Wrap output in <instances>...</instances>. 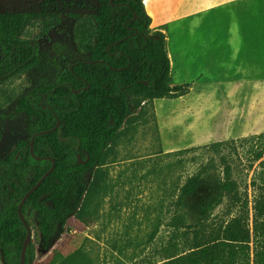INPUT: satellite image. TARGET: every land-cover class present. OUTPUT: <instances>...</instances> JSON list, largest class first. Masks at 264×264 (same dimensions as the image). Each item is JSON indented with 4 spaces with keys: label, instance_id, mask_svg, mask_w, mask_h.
Returning a JSON list of instances; mask_svg holds the SVG:
<instances>
[{
    "label": "trees",
    "instance_id": "1",
    "mask_svg": "<svg viewBox=\"0 0 264 264\" xmlns=\"http://www.w3.org/2000/svg\"><path fill=\"white\" fill-rule=\"evenodd\" d=\"M94 1L86 8L42 0L28 9H0V84L38 64V40L24 37L22 32L49 12L56 15L60 9H72L74 47L85 55L62 70L55 83L33 88L16 103L15 111L28 118L30 138L38 131L52 130L35 135L33 154L29 138L19 141L15 152L0 160L3 264H20L26 228L17 205L49 169L51 158L52 171L22 205L29 225V217L34 215L36 235L44 250L52 246L70 215L81 217L87 200L106 176L102 166L129 121L130 105L140 110L145 102L177 98L190 90L192 82L173 81L167 34L162 27L150 26L151 16L143 0ZM84 10L88 12L83 14ZM48 27L43 29L47 31ZM247 139L260 146L252 154L254 160L261 159L264 132L243 141ZM223 144L219 141L211 147L217 150ZM34 155L46 157L36 159ZM87 155L88 161L81 163L79 160ZM220 159L224 167L219 173L210 162L180 186L174 205L186 208L181 216L186 215L188 221L174 225L166 242L155 248L160 259L143 264H264V158L259 161L261 170L252 179L255 189L251 207L247 194L240 197L225 155ZM224 199L228 207L235 208L234 214L208 222L206 216ZM25 264H39L32 241L26 248ZM41 264H55L54 255Z\"/></svg>",
    "mask_w": 264,
    "mask_h": 264
},
{
    "label": "rangeland",
    "instance_id": "2",
    "mask_svg": "<svg viewBox=\"0 0 264 264\" xmlns=\"http://www.w3.org/2000/svg\"><path fill=\"white\" fill-rule=\"evenodd\" d=\"M39 1L0 0V9H28ZM58 1L83 8L95 4L94 0ZM71 11L49 12L22 32L24 37L37 38L40 60L0 84V160L15 152L19 141L30 138L27 116L15 111L18 99L37 86L55 83L62 70L85 56L74 47ZM160 27L166 32L165 25ZM170 54L173 68L178 63L179 72L184 73L187 65L179 63V50L171 47ZM130 110L129 121L102 166L106 176L87 200L81 217L70 215L49 249L41 247L34 215H30L31 241L39 264L52 255L55 264H143L160 259L155 248L166 242L174 225L188 221L186 215L181 216L186 208L174 205L180 186L207 163L219 173L224 167L222 155L233 168L240 197L247 194L251 207L252 179L262 168L259 161L264 154L254 160L252 152L260 146L243 140L264 132V82L232 88L192 83L183 96L153 99L140 110L130 105ZM219 141L224 144L213 150L212 144ZM234 210L224 199L206 217L210 223L228 219Z\"/></svg>",
    "mask_w": 264,
    "mask_h": 264
},
{
    "label": "crops",
    "instance_id": "3",
    "mask_svg": "<svg viewBox=\"0 0 264 264\" xmlns=\"http://www.w3.org/2000/svg\"><path fill=\"white\" fill-rule=\"evenodd\" d=\"M143 1L150 26L165 25L175 83L232 88L264 82V0ZM171 47L187 65L184 73L177 61L173 68Z\"/></svg>",
    "mask_w": 264,
    "mask_h": 264
},
{
    "label": "water",
    "instance_id": "4",
    "mask_svg": "<svg viewBox=\"0 0 264 264\" xmlns=\"http://www.w3.org/2000/svg\"><path fill=\"white\" fill-rule=\"evenodd\" d=\"M58 123H59V121H57V123L54 126V128L57 126ZM51 130L52 129L45 130V131H42V132L38 131V132L34 133L31 136V138H30V152H32V154H33V140H34L35 135H39V134H41L43 132L47 133V132H49ZM34 157L36 159H42V158H45L46 156H36V155H34ZM51 161H52V164L49 167V169L46 170L42 174V176L38 179V181L25 192L24 196L21 198V200L19 201V203L17 205V213H18L19 219L21 220V222L23 223V225L26 228V234H25L22 246H21V251H20V264H25L26 248H27V245L29 244V242H31V238H32V229H31L30 225L27 223L24 214L22 213V205L25 202V200L28 198V196L42 183V181L46 178V176L52 171V169L54 167V160L51 158Z\"/></svg>",
    "mask_w": 264,
    "mask_h": 264
},
{
    "label": "flooded vegetation",
    "instance_id": "5",
    "mask_svg": "<svg viewBox=\"0 0 264 264\" xmlns=\"http://www.w3.org/2000/svg\"><path fill=\"white\" fill-rule=\"evenodd\" d=\"M42 0H40L39 2H41ZM39 4V3H38ZM17 9H26L25 8V6L24 7H19V8H17ZM78 159H79V154H78ZM88 159H89V156L87 155L86 156V158L85 159H83V160H79L81 163H86V161H88Z\"/></svg>",
    "mask_w": 264,
    "mask_h": 264
}]
</instances>
